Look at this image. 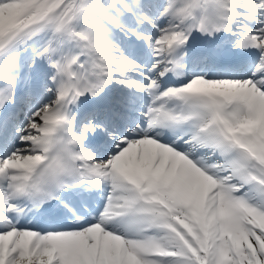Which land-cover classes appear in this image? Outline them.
Returning <instances> with one entry per match:
<instances>
[{
	"label": "snow or ice",
	"instance_id": "obj_1",
	"mask_svg": "<svg viewBox=\"0 0 264 264\" xmlns=\"http://www.w3.org/2000/svg\"><path fill=\"white\" fill-rule=\"evenodd\" d=\"M0 264H264V0H0Z\"/></svg>",
	"mask_w": 264,
	"mask_h": 264
}]
</instances>
